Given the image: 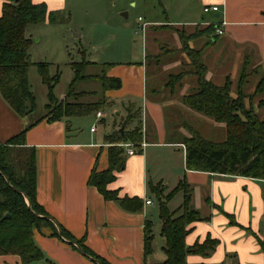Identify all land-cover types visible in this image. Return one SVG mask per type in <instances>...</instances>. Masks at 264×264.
I'll list each match as a JSON object with an SVG mask.
<instances>
[{
    "label": "crops",
    "instance_id": "crops-1",
    "mask_svg": "<svg viewBox=\"0 0 264 264\" xmlns=\"http://www.w3.org/2000/svg\"><path fill=\"white\" fill-rule=\"evenodd\" d=\"M4 2L0 0V9ZM32 3L45 4L49 12L60 13L71 10L76 0H32ZM159 4L165 17H152L148 21L138 17L141 22L137 19L139 28L145 25V33H140L143 42L146 41L143 60L122 66L112 64L107 70L108 77L121 81L119 90L104 94L114 108L122 110H114L118 116L112 118L111 125L105 123L103 114L98 122L96 114H92L50 123L40 120L46 110L40 115L36 110L32 116L19 118L0 97V146L40 120L27 130L23 146L10 149V159L34 157L36 200L49 222L34 232V241L53 264L163 263L166 256L160 207L152 201L151 196L157 195L150 187L167 196L182 180L192 191V207L203 218L187 228L186 247L207 239L217 242L205 256L187 255L186 264H264L257 242L258 238L264 239V182L185 169L182 138L190 137L187 129L221 141L224 125L182 104L181 98L193 89L194 79L185 75L190 71L189 60L181 51L176 32L199 33L188 45L201 51L207 68L206 80L221 86L229 79L235 96L245 61L251 69L264 71V0H159ZM211 6L218 7V12L203 13L204 7ZM211 26L220 28L222 34L216 35L215 29L207 32ZM166 46L169 51H164ZM180 74L184 75L183 87L169 86V78ZM128 106L138 111V118L126 130H132L139 120L146 146L135 148L130 156L124 150L125 166L107 185V190L116 192L119 199H140L142 207L137 212L105 200L95 187L88 185L93 171L99 173L108 168L111 145L105 138L119 130ZM95 124L97 127L91 132ZM199 126H203L205 135ZM182 202V192L176 193L166 203L167 209L176 212ZM147 223L151 224L152 242L151 252L145 256ZM61 229L67 237L54 235ZM68 237L80 241L100 261L83 255L80 245L71 244ZM0 264L24 263L18 256L6 255L0 256Z\"/></svg>",
    "mask_w": 264,
    "mask_h": 264
},
{
    "label": "trees",
    "instance_id": "trees-1",
    "mask_svg": "<svg viewBox=\"0 0 264 264\" xmlns=\"http://www.w3.org/2000/svg\"><path fill=\"white\" fill-rule=\"evenodd\" d=\"M58 16V12H49L45 4L35 5L32 0H5L1 6L0 97L19 118L32 116L37 110L36 97L28 81V71L33 64L29 56L31 40L26 37L25 30L30 25L56 24ZM214 29L211 26L206 31L212 33ZM176 32L181 42V51L189 60L190 71L185 75H191L194 79L193 89L182 96L181 102L191 111L214 123L223 124L225 131L223 140L214 141L188 128L190 137L182 138L185 147V169L264 182V71L254 91L245 94L247 79L259 71V68L251 69L250 63L245 61L240 70L235 96H232V82L229 79L221 86L206 80L207 68L202 61L201 51L188 45L199 33L186 35L184 31ZM34 65L42 84L47 88L46 114L40 120L46 119L50 123L64 118L96 114L111 106L104 94L121 88L119 79L106 75L112 64L103 65L105 71L101 75L84 76L82 72L89 63H72L74 79L66 95L59 100L54 96L59 75L49 77L46 64ZM183 76L180 74L170 77L168 85L174 87L179 83L177 86L182 88ZM90 79L100 82L102 97L96 102H81V98L95 93L75 92L74 84ZM256 97L259 98L257 101L254 100ZM125 110L127 116L120 122L119 130L105 138L111 145L108 148V168L99 173L93 171L89 176L88 185L95 187L105 200L116 201L124 210L137 212L142 207L140 199H119L116 192L107 190V185L115 180L116 174L125 166L124 149L119 145H138L142 141V126L139 120L132 130H126L127 125L138 118V111H134L132 106L126 107ZM40 120L34 121L9 139L5 146H0V256H18L24 264L40 261L53 264L44 257L34 241V232L44 225H49L48 218L36 200L34 157L32 155L23 159L22 171H17L13 160L10 159V149L23 146L27 130ZM150 190L159 200L161 235L165 240L163 252L166 259L161 264H186L187 255L205 256L216 246L217 242L210 239L192 247L185 245L189 225L203 221L191 205L192 191L185 180L179 182L167 196H163L162 190L156 187H150ZM179 192L183 194L182 205L176 212H170L166 203ZM64 233L61 229L54 235L67 237ZM68 240L71 244L78 243L83 255L95 262L100 261L80 241L76 242L69 237ZM151 242V224L147 223L144 229L145 256L151 252ZM257 242L264 258V239L258 238Z\"/></svg>",
    "mask_w": 264,
    "mask_h": 264
},
{
    "label": "rangeland",
    "instance_id": "rangeland-1",
    "mask_svg": "<svg viewBox=\"0 0 264 264\" xmlns=\"http://www.w3.org/2000/svg\"><path fill=\"white\" fill-rule=\"evenodd\" d=\"M138 17L148 21L152 17L162 18L165 15L162 13L159 0H76V4L71 5V10L59 13L56 24L28 26L25 35L31 40L29 56L33 64L28 71V81L36 97L37 115L44 113L48 100L47 88L42 84L34 64H46L49 77L59 75L54 96L61 100L74 79L72 63H89L82 74L97 76L105 71L103 67L105 64L122 66L121 64L143 60L146 41L144 38L143 42V35L140 33L135 34L139 29ZM166 34L170 36L171 33ZM166 48L168 47L166 46L164 51H169ZM156 50L161 51L158 46ZM262 72L259 68L256 74L249 76L245 94L254 91L262 78ZM74 90L78 93H95L81 98V102H96L102 97L101 84L95 79L75 83ZM258 99L256 97L254 100ZM113 105L101 111L108 125L112 124V118L117 115L115 112L117 108ZM117 111L122 112L120 109ZM134 124L135 121L129 125ZM199 127L201 130L204 129L203 126ZM200 132L205 135L203 130ZM12 160L16 170L22 171L23 158L13 156ZM151 199L158 207V198L151 196Z\"/></svg>",
    "mask_w": 264,
    "mask_h": 264
},
{
    "label": "built area",
    "instance_id": "built-area-1",
    "mask_svg": "<svg viewBox=\"0 0 264 264\" xmlns=\"http://www.w3.org/2000/svg\"><path fill=\"white\" fill-rule=\"evenodd\" d=\"M218 12V7L216 6H211V7H204L203 8V13L207 14V13H217ZM142 19L141 18H138V22H141ZM223 24V23H222ZM138 33H141V34H144L145 33V25L142 24V26H140V28L138 29V31L136 32V34ZM215 34L216 35H221L222 34V30L218 27H215ZM96 120L97 122L103 118V115L101 112H98L96 113ZM97 125L95 124L92 129H91V132H94L95 129H96ZM121 146L122 148H124L125 152H126V155L130 156V155H133L134 151H135V148H140V149H143L146 144L144 142V140L138 144V145H134L132 143H125V144H121L119 145ZM147 205L150 204V201H146L145 202Z\"/></svg>",
    "mask_w": 264,
    "mask_h": 264
},
{
    "label": "water",
    "instance_id": "water-1",
    "mask_svg": "<svg viewBox=\"0 0 264 264\" xmlns=\"http://www.w3.org/2000/svg\"><path fill=\"white\" fill-rule=\"evenodd\" d=\"M18 0H14V2H17ZM124 15H126V14H124ZM122 133V132H121Z\"/></svg>",
    "mask_w": 264,
    "mask_h": 264
}]
</instances>
